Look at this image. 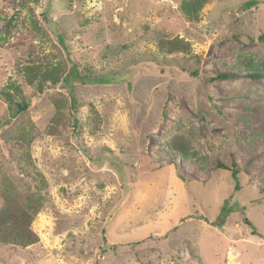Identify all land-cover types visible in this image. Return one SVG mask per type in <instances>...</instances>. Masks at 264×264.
Wrapping results in <instances>:
<instances>
[{"label": "rangeland", "instance_id": "374dc122", "mask_svg": "<svg viewBox=\"0 0 264 264\" xmlns=\"http://www.w3.org/2000/svg\"><path fill=\"white\" fill-rule=\"evenodd\" d=\"M254 1L210 0L192 20L181 0H0V213L30 202L38 237L0 244V264H264ZM161 38L189 53H162ZM31 64L88 77L38 91ZM215 71L228 77L209 80ZM232 160L237 191L219 165Z\"/></svg>", "mask_w": 264, "mask_h": 264}, {"label": "trees", "instance_id": "16d2710c", "mask_svg": "<svg viewBox=\"0 0 264 264\" xmlns=\"http://www.w3.org/2000/svg\"><path fill=\"white\" fill-rule=\"evenodd\" d=\"M209 1L210 0H181L179 7L186 18L193 20L198 18L199 11ZM249 1L252 4L255 3L254 0ZM9 22L10 21H7V23ZM157 47L164 54H188L190 50L189 43L181 38H161L158 40ZM62 70L63 69L57 65L47 67L46 65L42 66L39 64H31L24 66L23 73L25 75L26 82L30 85H33L38 91H42L48 84H55L60 80L68 83L70 81L85 83V80L88 77L86 74H84V72H81L75 64H72L70 69H68V71L64 74ZM83 71H86V69H83ZM193 75H196V73L194 72ZM224 77L228 76L219 71H215L214 75L209 77V80L212 81ZM7 97L9 101H12V95L8 94ZM70 101L69 108L72 109L71 117L74 119L72 123L74 127L77 123L75 120L77 119L75 115L76 108L73 98H71ZM30 103V101H23L21 103L14 102L16 109L11 112V117L24 111L30 105ZM53 119H55L56 123L58 121L60 122V112L55 115ZM219 165L230 171V176L234 182L233 189L237 191L240 187L238 181V168L234 161H231V167H227L223 164ZM30 204V202H26L22 206L15 207L13 210L6 208L7 210L5 212L0 213V244L24 247L37 241V235L30 228V221L32 219V215L35 213L34 209L32 210V206ZM230 210L231 208L229 205V200L226 198L219 208L217 216L219 223L225 221ZM240 213L243 215L244 223L254 230L251 222L245 217V213Z\"/></svg>", "mask_w": 264, "mask_h": 264}]
</instances>
